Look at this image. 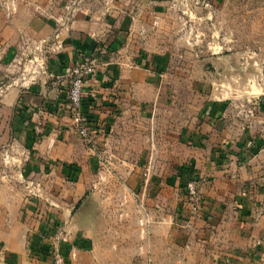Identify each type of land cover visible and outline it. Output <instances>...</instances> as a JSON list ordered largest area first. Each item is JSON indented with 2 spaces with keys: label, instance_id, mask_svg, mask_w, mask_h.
Returning a JSON list of instances; mask_svg holds the SVG:
<instances>
[{
  "label": "crops",
  "instance_id": "crops-1",
  "mask_svg": "<svg viewBox=\"0 0 264 264\" xmlns=\"http://www.w3.org/2000/svg\"><path fill=\"white\" fill-rule=\"evenodd\" d=\"M182 1L0 0V264H52L57 225L69 264H102L130 223L149 264H264V69L236 96L222 91L236 56L214 57L202 102L177 101L168 47L187 43L155 30L195 11ZM77 63L96 66L83 106L94 143L66 99ZM182 165L199 180L197 210Z\"/></svg>",
  "mask_w": 264,
  "mask_h": 264
},
{
  "label": "rangeland",
  "instance_id": "rangeland-1",
  "mask_svg": "<svg viewBox=\"0 0 264 264\" xmlns=\"http://www.w3.org/2000/svg\"><path fill=\"white\" fill-rule=\"evenodd\" d=\"M177 4L194 8L195 11L182 14L177 21L172 18V26L165 24L166 27L155 30L157 36L161 38L157 39L158 41L164 38L167 41L171 38H180L183 43L185 41L187 43V45L168 47L178 53L174 56L178 61H175L173 73H179L181 76L177 78L172 76L171 80L174 85H183L186 89L183 94H175L177 101H188L189 104L202 102L203 99L198 96L195 86L207 85L208 92L212 82H218L219 77L213 75L216 69L210 62L217 56H236L238 69L236 77L222 79L224 83L222 91L224 88L228 89L226 86L235 90L236 96H244L252 90L257 91L259 87L257 76L264 69L262 67L264 65V0H190ZM180 60L183 61V65ZM248 69L249 72H256L254 74L257 75L249 79ZM181 72H185L186 77H182ZM200 75L203 77L198 78ZM0 163L3 169L4 161ZM98 178V173L92 176V180ZM128 209L132 211L129 206ZM129 218L131 219L132 216L130 215ZM130 225L131 229L124 231L126 240L123 241L122 237L118 238V233L114 235L115 244L124 243V246L120 247V252L103 253L102 264L150 263L144 254H133L132 239L135 236L132 223L128 226ZM100 245L101 251L108 249L107 244L100 243ZM116 250L117 248L114 247V251Z\"/></svg>",
  "mask_w": 264,
  "mask_h": 264
},
{
  "label": "built area",
  "instance_id": "built-area-1",
  "mask_svg": "<svg viewBox=\"0 0 264 264\" xmlns=\"http://www.w3.org/2000/svg\"><path fill=\"white\" fill-rule=\"evenodd\" d=\"M95 72L96 66L93 63L75 64L71 69L69 87L66 92V99L72 111L75 128L79 136L89 143H94L95 127L83 108L85 99L84 87L86 78ZM35 132L39 135L43 134L44 131L41 124L35 126ZM194 172L191 167L189 172L184 176V189L192 205V209L197 210L202 200L198 190L199 180ZM67 241L68 234L61 225H57L52 237L54 246L52 250V264H69L66 256L56 248L58 243Z\"/></svg>",
  "mask_w": 264,
  "mask_h": 264
},
{
  "label": "trees",
  "instance_id": "trees-1",
  "mask_svg": "<svg viewBox=\"0 0 264 264\" xmlns=\"http://www.w3.org/2000/svg\"><path fill=\"white\" fill-rule=\"evenodd\" d=\"M19 112H20V114L24 115V117H26V118L29 117L28 114H26V112H24L22 109H19ZM190 169H191L190 165L189 166L182 165V167L180 169V172H181L182 175L185 176L189 172ZM73 177H75V175ZM72 180H74V178Z\"/></svg>",
  "mask_w": 264,
  "mask_h": 264
}]
</instances>
